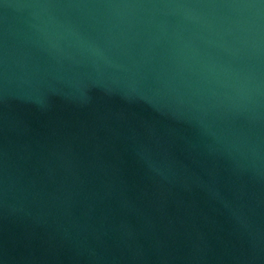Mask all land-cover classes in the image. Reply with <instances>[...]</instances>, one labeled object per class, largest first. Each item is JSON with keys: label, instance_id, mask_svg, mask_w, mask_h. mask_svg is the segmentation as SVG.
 <instances>
[{"label": "water", "instance_id": "95a60500", "mask_svg": "<svg viewBox=\"0 0 264 264\" xmlns=\"http://www.w3.org/2000/svg\"><path fill=\"white\" fill-rule=\"evenodd\" d=\"M0 264H264V0H0Z\"/></svg>", "mask_w": 264, "mask_h": 264}]
</instances>
